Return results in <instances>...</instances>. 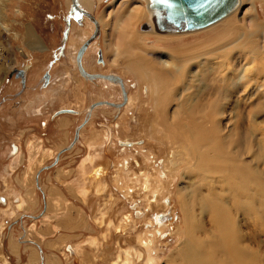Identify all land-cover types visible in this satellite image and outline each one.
Wrapping results in <instances>:
<instances>
[{
	"label": "rangeland",
	"instance_id": "obj_1",
	"mask_svg": "<svg viewBox=\"0 0 264 264\" xmlns=\"http://www.w3.org/2000/svg\"><path fill=\"white\" fill-rule=\"evenodd\" d=\"M126 1L132 5L133 1L134 4L137 2L93 0L91 9L77 0L89 15L83 10L75 16L69 14L72 0H0V264H48L31 253L30 247L36 246L29 239L39 243V252L44 254L46 261L51 257L60 264H123L125 261L147 264L150 255L154 256V264H183L184 255H178L177 249L184 239L186 223L178 189L184 183H199L204 173L186 171L189 155L180 143L173 142L178 135L170 125L181 117L175 114L174 118L171 112L177 107V100L183 102L184 95L198 91L206 83L211 85L210 93L206 98L203 94L196 104L201 108L208 98H216L217 114L213 120L220 123L222 129L219 133L216 127L217 137L233 130L238 138L241 132L246 136L242 145L249 157H252L249 149L264 143L260 142L261 135L264 136V98L248 97L240 92V61L243 58L238 56L243 55V50L235 48L228 53L235 63L232 64L233 73L228 76L222 71L215 76L207 74L203 80L192 81V89L188 91H184L186 78L174 77L168 82L175 90L165 95L173 99L167 104L166 99L155 100L151 89L154 77L147 80L136 76L137 71H126L125 62L114 53L116 40L121 42L122 38L115 31L111 34L110 28L117 23ZM235 13L242 19L228 26L232 33L224 34L222 42L240 44L244 38L253 39V46L262 47L258 51V62L264 65V36L261 31L252 35L249 17L245 15L254 13L264 23V0H241ZM91 16L98 21L97 27ZM153 25L148 13L147 18L135 21L133 28L148 35L144 40L145 46L150 47L148 51L162 58L167 55L164 50L172 45H190L205 40L203 33L202 38L195 36L204 30L202 28L183 34L173 33L180 39L160 41L155 35H174L153 30ZM87 38L90 41L79 62L77 58L75 60L76 51ZM110 40L113 48L106 46ZM209 45L210 50L220 47ZM144 48L137 46L139 51ZM224 57L220 53L222 63ZM81 66L88 73H114L121 77L128 98L125 100L120 83L106 78H89L82 73ZM15 67L25 68L23 86L19 76L12 73ZM44 69L51 73L47 84L41 82ZM99 99L109 102L103 101L91 108L90 104ZM155 103H158L157 107ZM63 106L77 111L57 113L56 109ZM165 106L167 117H159L155 109ZM155 122H165L166 128L160 126L156 131H150L149 125ZM144 123L146 126H142ZM74 134V143L68 148ZM257 136L259 138L254 142ZM119 137L144 138L145 150L157 157L158 162L153 164L147 160V153L136 146L131 152L121 150L123 145L119 144ZM225 139H228L227 134ZM13 144L18 147L16 153L9 150ZM230 144L237 146L240 143L234 139ZM175 154L178 159L165 170L170 172V179H160L161 159L172 158ZM130 156H138L141 166L135 165L134 161L130 163V158L128 170L123 168V159ZM97 165L106 171L95 177L93 169ZM142 171L144 173H140ZM38 175L39 189L36 185ZM146 177L149 187L143 189ZM160 181L167 184L162 185ZM128 185L134 190L130 196L126 194ZM203 188L206 190V185ZM218 193L220 189L213 192L211 202L221 196ZM168 197L170 204L165 201ZM232 198L235 199L230 196L229 201ZM148 200H151L150 204ZM238 206L218 213L211 211L209 217L215 223V217L222 218L225 214L236 225L240 221L244 231L258 232L254 237L251 233V238H244L246 244L255 248L257 240L264 239V216L259 225L254 223L258 219L254 215L255 207ZM27 212L31 214H24ZM161 212H167L169 219L161 225L165 228L158 235L156 252L150 253L141 242L149 237L144 232L147 229L145 222ZM156 226L159 228V224ZM17 239L22 241L18 242L17 249H12L11 241ZM68 244L73 246L72 250H68Z\"/></svg>",
	"mask_w": 264,
	"mask_h": 264
},
{
	"label": "bare ground",
	"instance_id": "obj_2",
	"mask_svg": "<svg viewBox=\"0 0 264 264\" xmlns=\"http://www.w3.org/2000/svg\"><path fill=\"white\" fill-rule=\"evenodd\" d=\"M136 1L137 2L135 4L133 1V5L129 4L127 1L124 2L122 6L123 12L121 11L122 14H120L117 23H115L110 28V33L113 34L117 32L116 34L122 38L121 42L119 39L116 40V48L114 53L117 54V56H120L125 62L123 67L127 69L126 71H137L136 76L138 74L143 79L150 77L155 78H153V82L151 83V89L152 93L155 94V100L163 101L166 99L165 103L167 104L169 100L173 99L166 98L165 95H168V93L170 95L175 90V86L172 85L171 87L168 82L174 77L183 76L186 78V86L184 87V91H188L192 89V81L197 78H201L203 80L205 75L211 74L215 76L216 73L220 71L227 73V76L229 73H233L234 68L232 64L234 65L235 63L231 60L228 53H230L231 50L233 51L235 48L242 49L244 52L243 55L238 56L241 59L243 58L240 61L242 63L241 76L239 77V84H241L240 92L247 94L248 97L253 96L261 100L264 98V76L261 75L264 73V65L258 62V51L262 47L260 48L258 45L253 46L254 40H247L244 38L245 34L243 37L241 36V38L244 39L242 42H240V44L238 42L232 41L222 42V39L224 40L225 38L224 34L230 35L232 33V30L230 31L228 26H232L231 23H237L242 19H239L238 14L235 13V11L240 8L241 0H236L234 5L229 10H227L226 13L204 25L180 30H161L156 28L153 10L148 5L149 0H144L145 4L142 3L143 0ZM81 4L86 8L92 9L93 0H81ZM145 8L148 10L150 19L154 24L153 30L155 29L156 31L166 34H183L184 32L195 31L204 28L202 32H199V34L195 36L201 37V34L203 33L205 40L198 43L194 42L190 45H172V47H168L166 50H164V53H167L165 58H162L161 55H156L155 53L148 51L150 47L145 46L146 44L144 43V40L148 37V35L145 33H138L133 28L135 21L148 17V13L146 12ZM83 10L84 9H81V11ZM84 14L89 15V11L84 10ZM245 15L249 17V25L254 33L252 35L254 36L255 32L261 31L264 36V23L258 20L259 17H257L254 13H245ZM91 19L95 22L97 27L98 21L92 16ZM151 25L149 24V26ZM235 26L236 24L234 27ZM152 32L154 34V31ZM173 35L174 36L155 35V37L160 41L165 39H180V36H175L177 34ZM31 37L32 36H30V38ZM34 41L37 40L34 39ZM89 41L90 40L87 41L86 46L82 51L80 61L86 48L88 47ZM210 43L213 45H219L220 47L215 46L216 48L210 50L208 49ZM106 46L113 48L114 45L113 43L111 44L110 40L107 41ZM137 46L146 48L139 51ZM157 49L161 51L163 50L160 47H157ZM220 53L225 56L223 63L220 60ZM82 73L89 78H106L115 80L121 84L117 78H107L103 75H95L91 77L84 68ZM158 82L160 84H158ZM210 89L211 85L206 83L198 91H193L190 93L188 92L186 97L184 95L183 102H181L180 99L177 100V107L173 112H171L173 113L174 118L175 114L181 117L178 120L174 119L173 122H170V125L177 130L176 136L178 135L173 142L180 143L184 148H186V151L189 155V166L187 167L186 171L192 173L202 171L204 173L199 183H184L185 185L178 189L180 194L179 199H181L180 202L183 204L186 230L184 231L183 241L180 243V246L178 245L179 248L177 249V253L178 255H184L182 260H185V262L183 264H264L263 237L261 238L263 241L261 239L257 240L258 243L255 248H253V246L251 247L249 244H246L244 241V238H251L252 235L254 237L255 234L258 235V232H254L255 234H253L250 232L251 230L244 231L240 221H238L236 225L233 221L228 220L226 218L227 215L225 214H222V218L215 217V223L209 217V213L211 211H217L218 213L219 210L222 211L225 208L235 209L236 205H239L238 207H242L248 204L256 208L254 215L258 217V219H255L256 221L254 220V223L262 221L263 218L261 217L264 216V143H259L257 145L254 144L256 147L254 146L255 148L249 149V153L252 151V157H249L247 156L248 151L242 145L243 137L246 136L242 135L241 132L239 133L240 137L238 138L237 136H234L233 130H231L229 134H220L221 136L219 135L218 138L216 135V127L217 132L219 131V133L222 131V129L220 128V123H217L216 120H213V117L215 118L217 114L216 98H208L207 102L201 105V108H197L199 105L196 104L200 98H203L204 96L206 98L208 96ZM252 90L253 92L250 93ZM193 95H196L197 97L194 98ZM126 99L127 98L125 94V100ZM155 106L157 107L158 103H155ZM155 111L159 117H167L165 114L166 106L164 108L162 107L160 109H155ZM164 124L165 122H155L149 125V129L150 131H156L158 127L160 128V126L166 128ZM116 125L119 126L120 124L117 123ZM142 126H146V124L144 123ZM225 134L228 135V139H225ZM233 137L240 143L239 145L236 144L237 146H233L230 144L234 141V139H232ZM258 138L259 136L255 137L254 142ZM118 140L119 144L121 143L124 146L122 148L120 147L121 150L131 152L136 146L139 147V150L142 149V152L147 153V160L151 161L153 164L158 162L157 157L154 158V155L145 150L146 140L144 138L129 139L119 137ZM155 141H157V139ZM158 141L161 142L162 140L159 138ZM261 141H264L263 135H261L260 142ZM227 143H229V145ZM11 150H13L12 153H16L18 151V147L14 145V148L12 147ZM173 156L174 157L172 158L168 156L166 160L161 159L160 162L163 163V166L160 170H158L160 179L170 176V172L165 170L168 167V164H174L176 159H178L177 154ZM137 159L138 156H130L126 159H123L121 165H123V168L127 169L130 160V163H132L131 161H134L133 163L135 165L141 166V162ZM199 166L203 168L199 169ZM103 168L101 165H97L93 169V175L98 177L103 174V171L105 170H103ZM140 173H144V171ZM145 180L146 183L143 185V189H148L149 186L147 177ZM161 181L159 183L162 185L167 184ZM205 185L206 190L203 188ZM126 189L127 196H130L132 194L131 191H134L133 187L130 185H128ZM198 189H200V191H197ZM216 189H220V193L218 194L221 196L216 200H212L211 202L210 196ZM226 194H230V196L234 197L235 199L232 198V200L229 201L230 196L226 197ZM5 198L3 196L4 203ZM154 200H156V198ZM148 201L150 204L151 200ZM165 201L168 204L171 203V199L169 197L166 198ZM216 201L218 202L215 203ZM220 205L221 207L218 209ZM128 219L129 218H127V220ZM167 219H169L167 212H161L158 215H152L151 221L149 220L145 222V228L147 229L144 230V232L149 237L141 239V242L143 245H145L146 249L150 253L154 251L156 252L155 243L158 241V235L163 233L162 229H164L165 226L161 227V225L164 222H167ZM156 224H159V228L156 226ZM260 227L263 228V226ZM68 247L72 249L71 245ZM146 263L154 264V256L150 255L148 262ZM123 264L131 263L129 261H125Z\"/></svg>",
	"mask_w": 264,
	"mask_h": 264
},
{
	"label": "water",
	"instance_id": "obj_3",
	"mask_svg": "<svg viewBox=\"0 0 264 264\" xmlns=\"http://www.w3.org/2000/svg\"><path fill=\"white\" fill-rule=\"evenodd\" d=\"M236 0H149L148 5L152 8L155 26L161 30H180L195 28L204 25L220 15L226 13L235 3ZM81 6L77 0H72L70 3L69 14L77 16L78 11H81ZM88 38L85 39L76 51L77 61H80V57ZM83 72V67L81 66ZM89 76L103 75L108 78H117L121 82L123 94L125 89L123 88L122 78L114 73H99L91 72ZM109 102V100H95L90 106L95 103ZM118 104V102H115ZM72 108L62 107L59 110H69ZM1 198V197H0ZM68 250H72L67 247Z\"/></svg>",
	"mask_w": 264,
	"mask_h": 264
},
{
	"label": "flooded vegetation",
	"instance_id": "obj_4",
	"mask_svg": "<svg viewBox=\"0 0 264 264\" xmlns=\"http://www.w3.org/2000/svg\"><path fill=\"white\" fill-rule=\"evenodd\" d=\"M75 60H76V57H75ZM12 73H14L15 75H17V76H19V78H20V81H21V84H22V86L23 85H25V78H26V72H25V68L24 67H15L14 68V70L12 71ZM50 79H51V73H50V71L49 70H47V69H44L43 71H42V73H41V82L42 83H44V84H47L49 81H50ZM128 98V97H127ZM100 100V99H99ZM104 100V99H103ZM96 104H98V103H95L94 105H96ZM91 105V104H90ZM93 105V106H94ZM93 106H90L91 108L93 107ZM63 107H65V106H63ZM115 107H117L118 108V106H115ZM60 108H62V107H59V108H57V109H60ZM68 108H72V109H69V110H59L57 113H59V112H64V111H77V109H75V108H73V107H68ZM56 109V110H57ZM91 112H89V114H90ZM75 132H76V130H75ZM75 136H76V134H74V136H73V140L69 143V145H67V147L69 148L73 143H74V140H75ZM14 145L15 144H13L12 146H11V148H9V150H11L12 149V147L14 148ZM17 146V145H16ZM122 147H124V146H121V148ZM127 147V146H126ZM57 156H56V158H54V160L56 161L57 160ZM53 160V161H54ZM5 198V197H4ZM6 200V199H5ZM2 201L4 202V199L2 198ZM7 203V202H6Z\"/></svg>",
	"mask_w": 264,
	"mask_h": 264
},
{
	"label": "crops",
	"instance_id": "obj_5",
	"mask_svg": "<svg viewBox=\"0 0 264 264\" xmlns=\"http://www.w3.org/2000/svg\"><path fill=\"white\" fill-rule=\"evenodd\" d=\"M37 177V181H36V185H37V188L39 189V175L38 176H36ZM24 214H31V213H24ZM32 216V215H31ZM33 216H35V215H33ZM34 218V217H33ZM27 239V238H26ZM25 239V240H26ZM18 241H11L12 243H11V247H12V249H17V247H18V242L20 241L19 239H17ZM30 241H31V243H34L35 244V246H36V248L35 247H30V249H31V253L39 260H41L42 259V262H44V263H48V264H60L59 263V261L57 260V259H53L54 260V262H53V260H52V258L51 257H49V258H47V261H46V257L44 256V254L41 252H39V243L37 242V241H35V240H33V239H29ZM22 241V240H21ZM20 241V242H21ZM69 245H71V244H68V246ZM72 246V245H71ZM72 248H73V246H72ZM42 255V256H41ZM48 256V255H47ZM51 259V260H50ZM39 260V261H40ZM50 260V261H49Z\"/></svg>",
	"mask_w": 264,
	"mask_h": 264
}]
</instances>
